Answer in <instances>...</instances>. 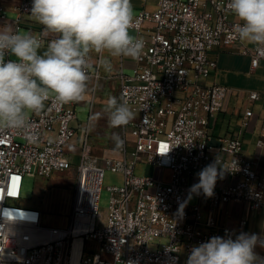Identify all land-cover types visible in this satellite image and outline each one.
Masks as SVG:
<instances>
[{
  "label": "built area",
  "instance_id": "2783aa9c",
  "mask_svg": "<svg viewBox=\"0 0 264 264\" xmlns=\"http://www.w3.org/2000/svg\"><path fill=\"white\" fill-rule=\"evenodd\" d=\"M227 2L156 0L155 10L134 14L130 29L143 39L144 48L132 74L121 73L119 84V98H127L139 113L129 123L132 149L126 144L123 157L98 159L86 136L78 152L67 226L45 225L39 207L14 203L22 199L26 176L48 179L69 168L73 157L68 148L77 135L73 123L80 102L61 105L49 99L41 112L31 114L29 130L0 131V264H186L193 246L214 236L235 239L234 228L216 223L219 203L262 208L264 175L242 152L237 137L219 139L221 150L230 155L227 172L238 180L214 191L206 220L201 204L187 203L194 184L183 182L184 175L194 176L206 166L213 148L210 120L229 95L226 86L205 82L218 66L211 54L241 42L235 33L239 21ZM31 6L32 0H20L8 7L17 15L14 30L31 14ZM144 31L147 38L139 36ZM243 53L251 57L252 70L264 60V46L252 44ZM100 55L89 70L96 81L101 77ZM249 98L258 100L260 94L252 91ZM252 113L246 110V118ZM257 144L264 147V130ZM139 162L170 168L177 179L165 184L139 176ZM106 170L121 173L123 183L107 187L111 198L103 216L100 196ZM246 225L242 219L240 227Z\"/></svg>",
  "mask_w": 264,
  "mask_h": 264
},
{
  "label": "clouds",
  "instance_id": "9594fccd",
  "mask_svg": "<svg viewBox=\"0 0 264 264\" xmlns=\"http://www.w3.org/2000/svg\"><path fill=\"white\" fill-rule=\"evenodd\" d=\"M227 8L239 21L235 25L239 40L264 46V0H228ZM30 13L53 38L45 43L41 35L0 27V131L29 130L31 114L41 112L49 99L61 105L82 101L92 53L101 54L99 65L111 73L110 57L135 60L143 52V39L130 32L131 0H32ZM104 111L111 128L135 118L125 97L109 95ZM111 139L116 149L123 147L118 134ZM227 171L231 170L219 159L207 165L190 194L202 190L205 197H212L217 180ZM257 247L264 249V238L255 233L242 232L235 239L214 236L193 246L186 264H264Z\"/></svg>",
  "mask_w": 264,
  "mask_h": 264
},
{
  "label": "crops",
  "instance_id": "0c3cea01",
  "mask_svg": "<svg viewBox=\"0 0 264 264\" xmlns=\"http://www.w3.org/2000/svg\"><path fill=\"white\" fill-rule=\"evenodd\" d=\"M19 2L20 0H0V27L9 26L12 29L15 28L17 15L8 7L18 4ZM131 3L133 5L134 14L140 12L143 8L151 11L156 9V0H149L146 4H143L140 0H131ZM8 12L15 13L16 17L10 18ZM2 15H5L6 18H1ZM18 23L20 25L19 31L32 32L36 35L40 34L43 36L45 43L50 42L53 38L51 35L43 33L42 26L34 22L31 15L23 16ZM130 32L133 36H137L133 30L130 29ZM139 36L147 38L149 34L147 31H144ZM250 46H252V44L241 41L219 51H214L211 54L213 58L217 59L218 66L211 71L210 77L205 82L207 84L217 83L226 86L229 88V95L223 109L210 120L209 135L213 148L206 166L213 163L218 158H221L223 160L222 163L227 167V161L230 159V155L221 150L219 139L232 136L242 141V152L247 158L254 161L255 168L259 174L264 175V147H259L257 144L264 130V60H261L259 66L255 70H252L251 57L243 53L244 48ZM98 58L99 54H91V69L95 68ZM109 59H111L113 65L112 72H105L103 67H101V77L97 81L90 77L88 91L84 99L80 101V105H85L86 101L91 100V111L87 123L84 124L79 122L78 113L77 120L73 123L76 131L80 125L85 126L86 131L81 146L84 144L86 136L88 142L92 146V144L96 143L101 137L99 135L100 132L106 133L109 131V128H107L108 117L107 113L104 111L107 97L112 95L119 98L120 74H126V70H132L133 72L136 65V59L133 60L128 57H110ZM258 73L263 74L261 77L262 82L259 81L260 91L258 89H248L247 86L250 84L252 76ZM252 91H256L260 94L258 100H250L249 93ZM79 106H77V108ZM129 107L132 109L135 116L139 115L134 107ZM248 109L252 110L253 113L252 116L246 118L245 112ZM123 130L125 132V144H133L134 139L130 133L131 128L129 124L123 126ZM77 142L78 131L68 148L72 152V157H75L81 148V146H76V144H78ZM139 163L135 166V173ZM146 165L151 166L154 170L151 176L165 184L171 183L177 179V174L170 168L158 167L150 164ZM237 180L236 177L230 176L228 172H225L224 178L217 180L214 191L222 186L234 184ZM183 182L188 185L198 183V173L194 176L184 175ZM192 196L196 199L193 205L201 204L204 220H206L210 214V198L205 197L204 194L191 193L187 200L189 205H191L190 199ZM214 215L217 225H228L234 228L237 231L236 236L243 232L248 234L255 233L261 238H264V204L260 210L253 211L247 203H219L214 208ZM242 219L247 220V225L244 229L240 227V221ZM94 246L97 247L96 244H94ZM256 251L261 257H264V249L257 247Z\"/></svg>",
  "mask_w": 264,
  "mask_h": 264
},
{
  "label": "rangeland",
  "instance_id": "374dc122",
  "mask_svg": "<svg viewBox=\"0 0 264 264\" xmlns=\"http://www.w3.org/2000/svg\"><path fill=\"white\" fill-rule=\"evenodd\" d=\"M10 18L16 17L15 13L8 12ZM23 32V31H22ZM126 74H132V70H126ZM263 74L258 73L253 75L248 89H258L260 91L261 77ZM260 76V77H257ZM258 80V81H257ZM80 105V104H79ZM78 105V106H79ZM91 111V100L86 101L85 105H80L77 108L78 119L81 123H87ZM137 116V115H136ZM135 116V117H136ZM109 131L100 132L99 140L91 146V154L93 157L101 159L104 157L121 158L126 147L125 132L123 127L111 128L108 124ZM78 144L80 147L83 136L85 134V126L80 125L78 128ZM118 134L124 141L121 149H116L111 139L113 134ZM129 151L132 149V144H127ZM73 156V155H72ZM78 154L71 159L69 168L63 172L55 173L51 178L42 179L39 176H26L23 185L22 199L15 202L18 206H37L44 214L43 224L48 226L65 227L68 225L72 213L74 202L75 182L77 177ZM154 170L151 166L140 162L136 168V174L139 176H151ZM123 175L119 172L106 170L103 180V190L100 196V209L103 216L106 215L111 193L107 190L108 186L122 185ZM196 202L194 196L190 199V204ZM159 242V241H158ZM166 243V241H163ZM110 259V257H108Z\"/></svg>",
  "mask_w": 264,
  "mask_h": 264
},
{
  "label": "bare ground",
  "instance_id": "6f19581e",
  "mask_svg": "<svg viewBox=\"0 0 264 264\" xmlns=\"http://www.w3.org/2000/svg\"><path fill=\"white\" fill-rule=\"evenodd\" d=\"M80 242H81V240H78V241H77V245H78V246H80Z\"/></svg>",
  "mask_w": 264,
  "mask_h": 264
}]
</instances>
